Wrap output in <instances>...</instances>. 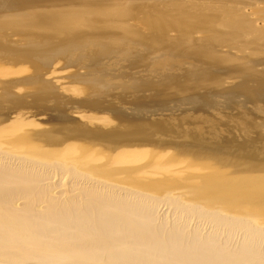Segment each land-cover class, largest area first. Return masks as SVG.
I'll return each instance as SVG.
<instances>
[{
	"label": "bare ground",
	"instance_id": "bare-ground-1",
	"mask_svg": "<svg viewBox=\"0 0 264 264\" xmlns=\"http://www.w3.org/2000/svg\"><path fill=\"white\" fill-rule=\"evenodd\" d=\"M206 1L8 0V3L13 6L24 5L26 7L20 8L16 6L17 8L14 9L19 10H15L14 12H12L14 10L13 9L11 10V13H0V15H3L4 17L8 15L24 16L33 14L34 18L38 19L43 17V19L48 18L50 21L51 19H55L58 17H64L65 20L66 17L67 19L68 17H72V19L69 21L74 20L75 17L76 19L77 17L81 18L80 20H82L84 17H87L86 20H83L85 22L87 21V19H90L89 17H94V19H96L97 17L95 21H87L91 24L90 25L87 23V26H94V30L96 29L97 31H92L93 35L99 36V38H90L88 36V38H85L83 35L82 37L80 35V38L77 37L78 39L76 40L72 39L73 41H70L71 43L67 42V44L65 42V47L69 49L68 51H70V48H72L71 50L75 48H79L80 50L82 49L81 47H85V52L89 51L88 49L94 48H100V50L102 51H104V49L108 50L110 48L108 50L109 52L110 50L112 51V47L119 43L117 44V47L118 45H123L125 46L124 48L127 52H131L132 54L136 52L135 57L138 54L142 55V52H144L147 55L148 59L153 63L154 60H156L155 63H157V60L162 61V63L159 65H163V67L166 66V63L169 59H174L175 63L177 64L176 66H179L181 64L183 65L187 62L188 64H190L189 70L186 72L188 76L192 75L201 77L203 75L205 76L206 74L208 77L209 74L207 72L212 70V67L236 59H233L234 55L230 56L231 53L225 55V51L223 53L219 51V40H215L217 36L216 38L214 37V40L217 41L218 44H215V41H210L208 37H202L198 39L194 38L193 34L197 30L205 28L206 30L210 29V32L211 30H215L218 35H221L223 33L229 35L232 38L237 37L238 39L236 38V40L239 41L253 29H250L249 25H246L244 24L245 22H242L243 20L241 19V17H243L245 20L247 16L244 14V12L241 11L240 6L236 2H233V0H213V2ZM6 2L7 0H0V11L2 10L3 12V10L6 9L4 7V4ZM257 9L258 7L256 8V10ZM131 15L132 17H130ZM64 18V23H62H68V20L67 22H65ZM133 18L137 20L136 26L130 24L129 22L130 19ZM80 20L77 19V21ZM34 21L32 22L33 24L29 22L26 23V21L23 24L22 28L24 30L22 32H27L29 33L28 35L31 34L33 38H35V42L32 41L34 43V46L31 47H35L37 45L36 42L38 40H36V37L39 38V41H41L43 37L48 38V36H51L52 38V35H56L57 40H59L60 38L64 39L65 41L68 39V37L72 38V36H74V33L72 32L76 31L74 29V31H71V28L78 24L77 23L74 26L70 25V28L68 27L69 23L66 24L67 26L63 24H57L56 22L54 25L49 24L45 26L42 24V26L38 24L39 22L37 23V21ZM60 21H62V19ZM45 22L48 24V21ZM85 22L83 26H85ZM135 22L136 21H134V23ZM51 23H54V21H52ZM82 24L83 23L81 22V25ZM251 24L253 23H250V25ZM81 25L79 23V27ZM90 26L89 29L85 28V30H89V32L91 33ZM254 27H256V25ZM256 28H259V32L260 27L258 26ZM47 29L49 30L47 31ZM79 29H76V34H78V36ZM219 29L223 31H219ZM172 30L176 31L175 35L169 34V32L171 33ZM255 30L257 31V29ZM87 31L86 34H83L89 35V33L87 34ZM22 32L21 34L23 36ZM201 33V31L198 32L199 35ZM255 33L256 32H254V34L252 35H255ZM249 35L250 34H248V36ZM258 35L259 37H263L264 33L263 35ZM246 37H244V40H246ZM249 37H251V35ZM263 38L261 39L264 41ZM24 40H26V44H28V47L24 46L25 49H27L29 48V44L31 45V42H29L30 40L27 41V38ZM45 41L49 42L48 39L44 40V42ZM252 41H254L253 43H255V40ZM0 42L2 43V41ZM21 42L19 41L20 44H17L22 46L24 42L22 44ZM244 42L250 44L251 41L249 42L248 39V41ZM13 43L10 42V44L8 45H11ZM47 43L46 45H48ZM56 43L54 41V44ZM261 43L263 42H260V45H262ZM61 44L63 43L59 44V48ZM95 44H103L104 49L103 47L101 49L100 45ZM240 44L242 46V43ZM256 44L258 43H255L254 45ZM39 45H41V42ZM226 45H228V43ZM13 46H11L12 49ZM250 46L251 45H249V49ZM50 48L53 47L51 46ZM29 49H27L28 52ZM44 49L47 50L48 48ZM119 49L120 48H118L117 51H119ZM2 50L6 51L7 49ZM20 50L22 51V49ZM37 50L35 49L34 51L37 52ZM52 50L53 49H50V51ZM64 50L67 51L66 49ZM48 51L49 50H47L46 52ZM57 51L60 52V49ZM102 51L100 52V54H102L103 56L104 53ZM31 52L32 51H30V53ZM18 53H20V51ZM62 53L60 54L61 56H63ZM112 53L115 52L112 51ZM42 54L41 56H45ZM108 54L109 53H107V55ZM50 55L47 56L49 57ZM119 55L116 59H112L111 57L113 61L109 56H107L106 58L108 59L109 57V60L117 65L121 63L125 64V61L123 59L126 60L127 57L125 58L123 54L121 55L122 57H119ZM21 56L19 57L20 60ZM112 56H115V54ZM249 56L251 57V55ZM11 57L12 56H10L9 59H11ZM104 57H102V59ZM129 57L127 58L128 60ZM147 57L140 58H144V60H147ZM241 57L243 58L245 56ZM241 57H239L238 59H240ZM246 58H243L244 62L247 61ZM250 59L251 58H249V60ZM15 60L17 61V59ZM137 60L138 59H136L134 62H136ZM146 60L144 62L147 63ZM241 60L242 59H240V61ZM29 61L31 64V58ZM71 61L73 60L71 59ZM259 61L262 62V60ZM101 62L102 61H100V63ZM136 63L135 65L137 68L139 67L138 65H143V62L141 63V60L139 64ZM151 63L149 62V64ZM250 63H248L249 65H247L246 70L247 68H250ZM149 64L148 67L150 66ZM89 65H92L91 62ZM135 65L133 63V66ZM156 65L158 66V64H155V66ZM167 65L169 64L167 63ZM241 65H239V68H241ZM121 66L123 67V65ZM113 67H115V65ZM255 67L256 66H254V68ZM110 69L113 68L111 67ZM132 69L136 68L133 67ZM142 69L144 72L145 70L143 67ZM149 69L152 68H148L147 70ZM235 69H237L238 73V68L235 67ZM250 69L247 71H250ZM92 71L94 72V70ZM259 71L257 72L258 74ZM240 72H242V70ZM149 73L146 72L145 74H148L147 76H149ZM155 74L157 75V73ZM155 74L153 75L155 76ZM233 74L234 73L231 72V75ZM257 75H255V77ZM101 76H104V74ZM240 76L243 77L242 75ZM97 77L98 76H96V78ZM135 77L140 78L137 75H135ZM135 77H133V81ZM160 77L161 76L157 78L160 79ZM212 77L210 75V78ZM250 77L249 79H252ZM98 78L100 79V77ZM154 78H156V76ZM191 79L193 80V77ZM141 80L143 79L141 78ZM207 80H209V78ZM109 81H111L110 78ZM218 82L219 81L213 84L217 83L219 85ZM198 83L200 84L201 82ZM85 85L88 86L89 84ZM134 87L135 86L133 85V88ZM142 88L140 87L139 89ZM240 88L246 93L251 91L249 90L248 85L241 86ZM156 91L157 89H155L154 92ZM160 92L163 91L161 90ZM92 93H94L93 90ZM157 93L155 95H158ZM14 106L15 105H13V107ZM15 114L17 115V113ZM3 119H0V124H2L6 118ZM147 125H145V127ZM152 125L150 124L149 127H152ZM128 126L130 127L129 124ZM135 126H137V124ZM129 127L127 128L128 130H130ZM146 128L149 129L148 126ZM119 129H108L107 132H102L101 130L95 128H93L92 130L90 129L92 133V139L85 140L88 143L85 146H89V142L93 141L95 144L98 143L97 145L101 143L102 147L107 148L110 152H114V150L122 147L121 150H116L117 152H115V154H111L112 157H109L110 152L108 154L106 152V154L108 155L107 158H109L108 160L106 159L105 154V156L102 155V158L105 157L103 159L106 160L104 163L107 166L101 165L100 167H94L95 165H93L92 163L93 161L95 162V158L96 160L98 158L103 161V159L101 158V154H99L100 157L97 156L98 154L93 155L95 151L92 152L93 154H91V152L88 151L89 149L86 147L83 148L82 145V148L85 150H82V148H77V150L79 149V151L77 152L79 153L81 151V153L79 154V156L78 153L74 154L77 155L78 158L77 156H74L75 158L71 159V157H69V154H67L70 151H65L67 150V146L66 148H63L65 147L63 145L65 141L71 138L65 136H62L60 138L58 134H55V136L53 135V133H49L50 131H48V134L45 133L46 131H43L44 133H39L36 131L27 130L19 134L18 137H16L15 135H11L13 139L8 138L7 141L4 139L2 140L0 137V264H264L263 159L261 161L254 162V159L256 160L254 156L253 161H246L245 158L248 159V157H245L244 159H238L237 156V161L241 160V162L239 161L238 163L227 164L222 160L220 161L221 163L218 162V158H215L216 160L212 159L213 156L211 158V155L209 154L208 156L211 159L209 157V159L203 158L204 160L202 159L203 161L200 162L209 165V168L208 166L206 167V165H204L205 168L209 169L207 170L208 172L205 171L206 173L202 172V174L201 171L203 170V168H201V171H199L201 174L198 171L197 172L199 174H193L191 172V169V173L188 172L190 174H187L186 176H179V174H182L181 172H183V170H181L178 166V169L176 170H181H179L180 173L178 174V176L176 175V173H174L175 170L172 171L171 169L174 166L169 167L168 165H158L154 168L153 171H139V167L132 168L131 165L130 167H125V169H122V167L121 169H119L117 167H114L113 165L118 166L119 164L129 162L125 159L128 155H130V152H133V148H131L130 146L134 147L137 145H143L145 142L142 141L143 139H140L142 137L139 138V135L136 136L134 135V133L132 134V132H130L131 130L119 131ZM138 130L135 131V133L138 132ZM146 132L147 131H145V134L150 133ZM88 133L89 131L83 135L72 134V136L73 138L77 136L79 138L85 139L88 136ZM142 133H144V131ZM102 138L107 139L104 140ZM165 143L168 144L167 142ZM146 144L148 143L145 142L144 145ZM158 144L162 145L159 142ZM128 146L130 148H127ZM86 150L90 153L86 152ZM90 150H92L91 147ZM179 151H177V154L180 153ZM184 152L185 151L183 150V153ZM184 154L187 156L189 155L188 157L190 158L192 157V161H200L201 159L198 158L199 156L197 157V153L195 154L196 156L193 153ZM204 155H206L207 157V154ZM251 157L252 156H250V158ZM92 158L94 159L93 161ZM100 160L98 161L99 163ZM242 160H245V162H242ZM204 166L202 164V167ZM168 169L173 172L170 175L172 178L177 176L180 179H177L176 177L175 178L177 180L172 179L171 177L170 179L168 177ZM122 173L124 174V176H119V174ZM135 173L137 175H135ZM158 173H162L161 177ZM183 173H185V171ZM155 175H157L158 177L153 179L152 177ZM160 188L167 189V191L164 194L156 193L155 191ZM164 205L166 207L162 209Z\"/></svg>",
	"mask_w": 264,
	"mask_h": 264
},
{
	"label": "rangeland",
	"instance_id": "rangeland-1",
	"mask_svg": "<svg viewBox=\"0 0 264 264\" xmlns=\"http://www.w3.org/2000/svg\"><path fill=\"white\" fill-rule=\"evenodd\" d=\"M190 1L196 2V1H201V0H190ZM204 1H206V0H204ZM207 1L213 2V0H207ZM233 2H236L240 6L241 11L244 12V14L247 16V18L245 17L247 19V20L245 19L247 21V23L243 17H241V19L243 20L242 21L243 23L245 22L244 24L249 25L250 29H253L251 32L248 33L251 35V37H249L250 35L248 36V34H247L244 36V37L247 36L246 40H244L245 38L242 37L239 40L240 41L239 42L238 40H236L237 37L232 38L229 35H226L223 33L221 35H218L215 30H211V32H214V33H211L210 29L206 30L205 28L201 29V30H197L193 34L194 38L200 39L202 37L203 38L208 37L210 39V41H212V40L218 41L219 40L218 41L219 42V45H218L219 51L221 53H223L225 51V53H226L225 55L231 53L230 56L234 55L233 59H236V60H232V61H227V63L224 62L223 64L217 65L215 67H212V70L207 72L209 74L208 77L206 74H205V76L203 75L201 77L200 76L199 77L198 76H192V75L188 76L186 74V72L189 70L190 64H188L187 62L186 63L188 65L186 63H184L183 65L181 64L179 66H176L177 64L175 63V60L169 59L167 61V63L169 65H167V63H166V66L163 67V65H159L162 63V61L157 60V63H155L156 60H154V63H153L151 60L148 59L147 55L144 52H142V55L144 54L143 56L139 55L137 53L140 57H145V58L147 57V60L145 59L147 61V63H146V62H144L145 61L144 58H142L143 59L142 60L138 55L136 56L137 58L135 57L136 52L134 54H132L131 52L130 53L127 52L124 48L125 46H123V45H118V47H117V44H119V43H117L114 46L115 48L114 47L111 48L112 51H114L115 53H112L111 50L108 52V50L110 48L108 50L107 49L105 50L103 44L102 45L101 44H95V45H100L101 49L103 47L104 51L100 50V48L99 49L97 48L98 50L94 48V49H88L89 51L85 52V47L84 48L81 47L82 49H80V50H79V48L78 49L75 48L73 50H71L72 48H70V51H68L69 49L67 47H65L66 43L80 38V35H81V37L83 35L85 38H88V37L99 38V36L93 35L92 31H94V32L97 31L96 29L94 30L95 27L90 26L91 24L89 22H87L89 20L95 21L97 19V17H96V19H94V17L93 18L89 17L90 19H87V21L85 22L83 20H86L87 17L86 18L84 17L82 20H80L81 18L77 17V19L80 21H77L76 17H75L76 20L74 19L72 21H69L72 19V17L71 18L68 17V19L66 17V20L64 17H62V18L60 17L62 19V21H60L61 19L59 17H58L59 19L55 18L57 20L51 19L49 17L51 19V21H50L48 18L43 19V17L38 18V19L34 18L33 14L24 15V16H18V15L9 16L8 15V16H4V17H3V15H0V41H2V43L0 42V44H1L0 48H2L4 50L7 49L6 51H3L2 49H0V119L6 118L5 121H3L2 124H0V127L2 128V129L0 128L1 139L2 140L4 139L6 141L8 140V138L13 139L12 136L15 135L16 137H18L19 134H21L22 132L27 131V130L36 131L39 133H41V132L44 133L45 131H46L45 133H48V131H50L49 133H53V135L58 134V136H60V138L62 136L71 138V139H67L69 141L66 140L65 143L63 144L65 146L63 148H66V146H67V150H65V151L66 152L70 151L67 154H69V157H71V159H74L77 156V155H74V154L78 153L77 151H79V149L77 150V148L81 149L82 145H83V148H85V147L88 148L89 149L88 151H90L91 154H93L92 152L95 151V153L93 155L98 154L97 156H99V154H101V158H102V155L103 156L106 155V159L108 160L109 158H107V156H108L107 154L110 151L107 148L102 147L101 143H99V145H97L98 143L95 144L93 141H90L91 143L89 142V146L88 145L85 146L86 144H88L87 141H85V140L92 139V133H91L90 129L92 130L93 128H95V129L101 130L102 132H104V131L107 132L108 129L111 130V129L115 128L118 130L120 127L119 131H123V130L130 131L131 130L130 132H132V134L134 133V135H136V136L139 135V138L142 137L140 139L141 140L143 139L142 141L143 142L145 141L148 144L144 145L145 144V142H144L143 145H139V146L137 145L134 147L130 146L131 148H133L132 149L133 152H130L129 153L130 155H128L129 157L127 156L125 159V160H128L129 162L119 164L118 166L113 165L114 167H117L119 169H121V167H122V169L123 168L125 169V167H130V165H131L132 168H134V167L138 168L139 167L140 168L139 171H142V170L153 171L154 168L157 167L158 165H168L169 167L174 166L173 167L174 169L173 168H171V169H172V171L175 170L174 173H176L177 176L181 170H183V172L185 171V173L181 172L182 174H179V176H182V175L186 176L187 174H190L191 172L193 174H199L200 173L199 171H201V168H203L201 173L202 172L206 173V172H208L207 170H209V169L205 168L204 165H206V164L200 163V162L203 161L204 159H209L210 158L208 156L209 154L211 155V158L213 156L212 159L218 158L217 159L218 162H220L222 160L224 163H227V164L228 163H230V164L238 163L239 161L241 162V160L237 161V156H238V159H240V158L244 159L245 157H248V159L245 158L246 161L247 160L253 161V158L255 157L256 160L254 159V162L255 161H261L262 159H263L262 161L264 162V125H263L264 124V81H263L264 80V76H263L264 75V62H263L264 61V49H263L264 48V45H263L264 41L261 39L264 37V35H263V33H264L263 32L264 31L263 30L264 29V27H263L264 26V0H260V1H258V0H248V1L247 0H244V1L243 0H233ZM255 4H257V5H255ZM16 6H18L20 8L26 7L24 5H21V6L14 5L13 6V5L9 4L8 0H7V2L4 4V7L6 9L3 10V12L1 10L0 13H3V14H6L8 12L11 13V10H13L14 8H17ZM257 7H258V9H257L258 11L256 10ZM15 10H19V9H14L12 12H14ZM4 11H7V12H4ZM247 12H248V14H247ZM260 12H262L263 14ZM130 17H132V15ZM248 17L250 20L248 19ZM63 18H64L65 22H67V20H68L69 24L68 23L63 24L64 23ZM34 19H35V21H37V23L39 22L38 24H40V25L43 24L45 26H47L49 24L54 25L56 22L57 24H63V25L68 24V27L71 28V26H74L77 23L78 24L71 28V31H74V30L76 31V32H72V33H74V36H72V38L70 37L71 39L68 37V39L65 41H64V39H60V38H59V40H57V36L52 35L53 40H52L51 36L50 37L48 36V38L43 37L42 38L43 41L42 40L39 41V38L36 37L37 38L36 40L39 41V42L38 41L36 42L38 46L36 45L35 47H31V46H34L33 45L34 43L32 41L35 42V38H33V36L31 34L28 35L29 33H27V32H26L27 34L22 32V31H24L22 28H23V24L26 21H27L26 23L29 22V23L33 24L32 22L34 21ZM39 19H41L44 22H42ZM28 20H30V21H28ZM248 20L251 22H249ZM45 21H48V24ZM52 21H54V23H51ZM74 21H76V22H74ZM134 21H136V22L134 23ZM81 22L83 23L82 25H81ZM84 22L86 23L85 26H83ZM129 22H130V24L136 26L137 20L133 18V19H130ZM79 23L83 27L80 26L81 27L80 28ZM87 23L90 24L89 26L92 28V29L90 28L91 33L89 32V30L88 31L85 30V28L89 29V26H87L88 25ZM250 23H253V24H251L252 26L250 25ZM34 24H36V23H34ZM255 25H256V27H258V26L260 27V30H262V31L259 30V32H261V33L258 32L259 28L254 27ZM75 27H76V29L80 28L78 30L79 36H78V34H76L77 30L75 29ZM251 27H253V28H251ZM83 28H84V30H83ZM255 29H257V31ZM48 30L49 29H47V31ZM86 31H87V34L89 33V35H85ZM200 31L202 33L199 35L198 32H200ZM219 31H223V30L219 29ZM21 32L23 33V36H22ZM175 32L176 31L172 30L171 31L172 34L170 32H169V34L175 35L176 34ZM254 32H256L257 35H256V33H255V35H252V34H254ZM83 33H85V34H83ZM258 34H262L263 37H259ZM262 35H260V36H262ZM28 36H29V39H28ZM216 36L218 39L216 38ZM74 37H75V39H74ZM254 37H256V38H254ZM26 38H27V41L30 40L29 42H31V45L29 44V48H31V49L27 48V49H29V52L27 49H25L26 46L28 47V44H26V40H24ZM31 38H33L34 40ZM252 38H254V39H252ZM47 39L49 40L50 43L48 41H45V42L46 43L48 42L47 44L48 45L50 44L53 48H50L51 47L50 45L49 46L46 45L44 40H47ZM50 39H51V41H50ZM248 39H249V42L251 41L250 44L247 42H244V41H248ZM251 39L255 40V43H258V44L254 45L255 43H253L254 41H252ZM235 40H236V42H235ZM19 41L20 42L22 41L21 44L23 42L25 44L23 43L24 45L22 44V46H21V45H19L20 44ZM54 41H55V43L57 42L56 44L58 45V48H57V45L54 44ZM217 41H215V44H218ZM220 41H221V43H220ZM222 41H223V43L225 41V43L223 44ZM10 42H12V43L14 42V43L11 45H8V44H10ZM40 42H41V45H39ZM260 42H263V43H261L262 45H260ZM17 43H19V44H17ZM60 43H63L64 45L61 44V46L59 48ZM227 43H228V45H226ZM240 43H242V46ZM221 44H223L224 46L226 45L227 47L226 46L224 47ZM232 44H233V46H232ZM53 45L54 46L56 45V46L54 47ZM249 45H251L250 46L251 50L249 49ZM8 46L10 48H11V46H13V49L12 48L10 49ZM15 46H19V47H15ZM221 46H222V48H221ZM61 47L65 53L61 50ZM259 47L261 50L259 49ZM15 48H17V49H15ZM44 48H48L47 50H49L48 51L49 53L46 52L47 50ZM55 48L57 50L60 49V52L57 51ZM118 48H120L119 51H117ZM20 49H22V51ZM35 49L36 50L38 49L37 52L34 51ZM50 49H53V50L50 51ZM64 49H66L67 51H65ZM18 50L20 51V53H18L19 52ZM24 50H26V51H24ZM41 50H43V51H41ZM77 50H79V51H77ZM82 50H83V52H82ZM94 50L97 52V54ZM30 51H32L31 52L32 54L30 53ZM101 51L105 55L103 54V56H102V54H100ZM124 51H125V53H124ZM62 52L66 55H64ZM36 53H37V55H36ZM52 53H53V55H52ZM61 53L65 59L63 58V56L60 55ZM107 53H109V54L107 55ZM41 54L45 55V56H41ZM114 54L116 57L112 56ZM119 54H121V55L123 54L125 58L126 57L128 58L130 56L132 58V61H131V58L129 57L130 62L127 58H126V60H128V61L123 59L125 61L124 62L125 64L121 63V64L117 65V64H114L113 62H111V60L116 59ZM131 54H132V56H131ZM15 55H16V57H15ZM19 55L23 56V57L21 56V60L19 59V57H20ZM47 55H50V56L48 57ZM121 55H119V57ZM249 55H251V57ZM10 56H12L11 59H9ZM107 56H109L110 59L112 57V59L109 60V57L107 59L106 58ZM241 56H245L243 58L247 57L246 58L247 61L244 62L243 58ZM102 57H104V58L102 59ZM134 57L138 60L140 59L141 63L143 62L142 63L143 65L140 64L141 66L138 65L139 67L137 68L135 63L138 62L136 64H139L140 60L139 61L137 60L136 62H134L136 60ZM239 57H241L240 58V59H242L241 61H240V59H238ZM30 58L32 60L31 64L29 61ZM87 58H89V59H87ZM249 58H251V59L249 60ZM13 59L14 60L17 59L18 62L16 60L14 61ZM71 59L73 61H71ZM237 59L240 63L237 61ZM259 60H262V62ZM8 61H10L11 63L13 62V63L11 64ZM19 61H21L22 63ZM100 61H102V62L100 63ZM148 61L150 63L152 62L151 64L153 65V67L151 64H149ZM90 62L92 65H89ZM126 62H127V64H126ZM132 62L134 63L135 66H133ZM170 62H171V64H170ZM19 63H20V65H19ZM145 63H146V65H145ZM248 63H250L251 69L247 68V70L250 69V71L252 70L251 72L246 70L247 65H249ZM113 64L115 65V67H113L114 66ZM148 64L150 65L149 67H148ZM155 64H158V66L157 65L155 66ZM121 65H123V67ZM237 65H238V67H237ZM239 65H241L240 67L242 69L239 68ZM106 66H109V67H106ZM244 66H245V68H244ZM251 66H253V67H251ZM254 66H256L255 67L256 70L261 71L262 75L260 74V71H259L260 75L257 73L258 71L255 70ZM111 67L113 69H110ZM133 67H135L136 69H132ZM140 67H141V69L143 67L145 71L143 72V69L141 70ZM147 67L152 68V69L147 70L148 69ZM235 67L238 68V73H237V69H235ZM154 68H156V69H154ZM192 68H195V67H192ZM229 68H231V69H229ZM6 69H7V71H6ZM128 69H130V70H128ZM92 70H94V72ZM159 70H160V72H159ZM241 70H242V72H240ZM114 71L117 73H115ZM161 71H163V72H161ZM129 72H131V73H129ZM146 72H148V73L151 72V73H149V76L151 78L149 76H147L148 74H145ZM231 72L234 74L231 75ZM239 72H240V75H242L243 77H241L239 75ZM244 72H246V73H244ZM155 73H157L158 76ZM17 74H19V75H17ZM103 74H104V76H101ZM131 74H134V75H131ZM153 74H155L156 78H154L155 76ZM227 74H228V76H227ZM246 74H248V75H246ZM249 74L251 77L249 76ZM115 75H117V76H115ZM135 75H137L140 78H136ZM162 75L164 78L162 77ZM210 75H211V77L213 75L214 76L212 78H210ZM255 75H257V76L255 77ZM96 76L100 77V79L98 77L96 78ZM152 76H154V77H152ZM159 76H161L162 78L160 77V79H158L157 77H159ZM133 77H135L134 81H133ZM144 77H146V78H144ZM147 77H148V79H147ZM190 77L191 78L193 77V80ZM202 77L203 78L205 77V78L203 79ZM249 77L252 79H249ZM109 78L111 81H109ZM141 78L143 80H141ZM152 78H154V79H152ZM194 78H195V80H194ZM208 78H209V80H207ZM220 78H222V79H220ZM139 79H140V81H139ZM151 79L153 80V82ZM115 80H117V81H115ZM118 80H119V82H118ZM258 80H260L262 82H260ZM105 81L111 85H108ZM142 81H143V83H142ZM217 81H219L218 82L219 85L217 83L213 84ZM132 82L135 84H133ZM198 82H201V83L199 84ZM136 83H138V84H136ZM148 83H149V85H148ZM205 83H206V85H205ZM85 84H89V85L92 84V85L87 86ZM132 84L136 87V88L134 87L135 89L133 88ZM155 84L156 85L158 84V85L156 86ZM198 84H199V86L201 85L202 87L201 86L199 87ZM150 85H151V87H150ZM245 85L246 86L248 85V88H249V90L252 91V94H251V91L246 93L243 90H241L240 87L245 86ZM160 86L162 87V89ZM91 87H93V88H91ZM140 87L141 88L143 87V88L139 89ZM145 87H147V88H145ZM182 87H184V88H182ZM91 89L94 91V93H92ZM149 89H151V90H149ZM155 89H157L156 92H154ZM164 89L167 92H165ZM99 90H100V92H99ZM161 90L163 92H160ZM3 93H4V95H3ZM156 93L158 95H155ZM6 97H8V98H6ZM19 102H21V103H19ZM13 105H15L16 107L15 106L13 107ZM10 108H13V109H10ZM15 108H17L18 110ZM9 110H12V111H9ZM11 112H13V113H11ZM15 113H17V115ZM111 121H112V123H111ZM149 122L151 125L153 124L152 127H149L150 126ZM145 123H147L148 125ZM30 124H31V126H30ZM128 124L130 125L131 128L128 126ZM136 124H137V126H135ZM143 124L147 125L151 131L152 130H155V131L151 132L149 129L146 128L147 126L145 127V125H143ZM121 125H123V126H121ZM141 125H142V128L144 126V128H143L144 130L141 128ZM138 126H139V130H138ZM128 127L130 130L127 129ZM151 128H153V129H151ZM5 129H6V131H5ZM145 129H147V130H145ZM137 130H138V132L135 133V131H137ZM88 131H89L88 136L85 139L79 138L77 136H75V138H73V136H72V134L83 135ZM139 131H141V132H139ZM143 131H144V133H142ZM145 131L150 132L149 133L150 135L147 132L146 133L149 136L147 134H145ZM142 134H144L145 136ZM102 139L105 140L107 138H102ZM144 139L149 140V141H146ZM161 141H163V142H161ZM84 142H86V143H84ZM158 142L161 143L162 145L158 144ZM165 142H167L168 144H166ZM90 144H91V146H90ZM164 145H166V146H164ZM90 147L92 148V150H90ZM130 147L128 146L127 148H130ZM83 148H82V150H85ZM121 148L122 147H119L116 150L119 151V150H121ZM116 150H114V152L111 151L109 153L110 154L109 157H112V155L115 154V152H117ZM183 150L185 151L184 153H187V154L193 153L195 155L197 153L196 154L197 157L199 156L198 158H201L200 161L194 160V159H193L194 161H192V157L190 158V157H188L189 155L188 156L185 155L183 153ZM88 151L86 150V152H88ZM177 151L180 152V153L178 152L180 155H182V154H184V155L180 156L179 154H177ZM186 151H188V152H186ZM90 152H88V153H90ZM106 152H107V154H106ZM80 153H81V151L78 153V156ZM204 154H207V157ZM78 156H77V158H78ZM250 156H252V157L250 158ZM197 157H196V159H197ZM103 158H105V157H103ZM257 158H259V159H257ZM93 160L94 159L92 158V161ZM99 160L100 159L97 158V160H96V158H95V162L93 161V163H92L93 165H95L94 167H98V166L100 167L101 165H103V166L106 165L104 163L106 161L105 159H103V161L100 160V163L98 162ZM245 160H242V162H245ZM197 162L201 165H199ZM126 163H127V165H126ZM172 164H174V165H172ZM202 164L204 167H202ZM150 166H152L153 168ZM177 166L180 167V169H181V170L179 169L180 171L176 170V169H178ZM207 166L209 168V165H206V167ZM142 168H144V169H142ZM190 170H191V172H190ZM188 172H190V173H188ZM171 173H173V172H171V170L168 169V175H169L168 177L169 178L171 177L170 176ZM122 174H119V176H124V174L123 175ZM158 174H160V173H158ZM135 175H137V174L135 173ZM161 175H162V173L160 174V177H161ZM173 176H174V174H173ZM177 176H175V177L177 179H180ZM157 177L158 176L155 175L152 178L154 179ZM175 177L174 178L171 177V178L177 180ZM166 191H167V189L160 188V189L156 190L155 192L159 193V194H164ZM160 207H161V205H160ZM164 207H166V206L164 205L162 207V209Z\"/></svg>",
	"mask_w": 264,
	"mask_h": 264
}]
</instances>
